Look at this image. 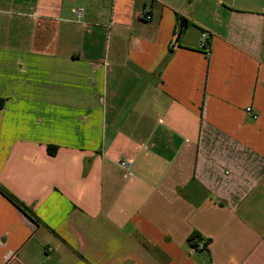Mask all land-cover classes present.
<instances>
[{
	"label": "crops",
	"instance_id": "0c3cea01",
	"mask_svg": "<svg viewBox=\"0 0 264 264\" xmlns=\"http://www.w3.org/2000/svg\"><path fill=\"white\" fill-rule=\"evenodd\" d=\"M0 188V264H264V0H0Z\"/></svg>",
	"mask_w": 264,
	"mask_h": 264
},
{
	"label": "trees",
	"instance_id": "16d2710c",
	"mask_svg": "<svg viewBox=\"0 0 264 264\" xmlns=\"http://www.w3.org/2000/svg\"><path fill=\"white\" fill-rule=\"evenodd\" d=\"M0 192L14 205L16 206L20 211H22L24 214H25V208L20 204L18 203V201L16 199H14L12 196L8 195L2 188H0ZM26 215H28L26 213ZM29 219H32L29 215L27 216ZM187 242L189 243V245L194 248V249H197V243H200V242H203L204 243V247L207 246L208 242H209V239L207 240H204L201 235L197 232H193Z\"/></svg>",
	"mask_w": 264,
	"mask_h": 264
},
{
	"label": "built area",
	"instance_id": "2783aa9c",
	"mask_svg": "<svg viewBox=\"0 0 264 264\" xmlns=\"http://www.w3.org/2000/svg\"><path fill=\"white\" fill-rule=\"evenodd\" d=\"M76 15H77V16H80V12L77 11V12H76ZM143 17H144L146 20H148V19L150 18V17H148V16H143ZM249 112H250V108H247V109H246V113H249ZM130 164H131L130 160H127V159L121 160V161L119 162L120 167L123 168V169L126 170V171L129 170V168H130ZM201 247H203V246H201ZM201 247H198L197 249H201Z\"/></svg>",
	"mask_w": 264,
	"mask_h": 264
},
{
	"label": "water",
	"instance_id": "95a60500",
	"mask_svg": "<svg viewBox=\"0 0 264 264\" xmlns=\"http://www.w3.org/2000/svg\"><path fill=\"white\" fill-rule=\"evenodd\" d=\"M185 29H186V23L184 20H182L180 21V24H179V33L177 35V39L179 38L180 34L185 31Z\"/></svg>",
	"mask_w": 264,
	"mask_h": 264
},
{
	"label": "rangeland",
	"instance_id": "374dc122",
	"mask_svg": "<svg viewBox=\"0 0 264 264\" xmlns=\"http://www.w3.org/2000/svg\"><path fill=\"white\" fill-rule=\"evenodd\" d=\"M29 2L31 3L32 2V0H29ZM65 5H67L68 6V2L67 1H65ZM74 6V5H73Z\"/></svg>",
	"mask_w": 264,
	"mask_h": 264
}]
</instances>
